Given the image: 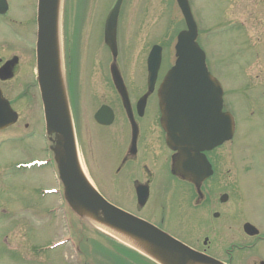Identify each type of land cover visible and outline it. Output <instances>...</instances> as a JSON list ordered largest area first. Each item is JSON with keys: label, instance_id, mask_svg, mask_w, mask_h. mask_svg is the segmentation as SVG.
<instances>
[{"label": "rangeland", "instance_id": "1", "mask_svg": "<svg viewBox=\"0 0 264 264\" xmlns=\"http://www.w3.org/2000/svg\"><path fill=\"white\" fill-rule=\"evenodd\" d=\"M68 1L70 5L68 6L67 3L66 13L72 20L68 33L69 50L72 54H75V56H78V52H80L79 57H77V69L75 68L78 71V85L76 88L80 89L82 93H84L83 90L93 89L96 86H98L99 89H104L105 85L103 83V78L106 76L108 56L103 46L102 33L105 17L114 0ZM159 2L160 0H124L122 5L117 30V45L119 52L118 65L124 80L129 84L131 89L135 87H144L145 69L143 58L145 52L148 50V45L152 43L150 37L152 36L155 40H163L166 33L165 25L168 26V31L171 30V26L173 27V34L182 28L180 13L175 2H173V0H161L162 10L160 14H158L156 8H160ZM228 2L229 0H191L198 17V25H200V28L203 30L201 35L209 31L221 35L219 34L223 31L221 25H225V23L229 21L233 23V25L238 27L242 26L243 28V33H238L237 31L230 33L233 44L237 45L240 43L239 34H242L244 39L245 35L243 34L246 32H248L256 43L253 30H258L264 35V0H232L230 5H228ZM19 3L20 5L16 13ZM148 4L151 6L153 4L155 5V8H152V10H156V16L148 7ZM11 5V17L21 24L28 25L26 30L27 41L29 37V28L32 34L31 40H33L35 23L32 20L29 24V20L30 14L34 11L35 0H17L12 2ZM221 10H224L226 13L222 17ZM154 17L157 18V21L154 22L160 24L157 26L155 32L152 31L154 26L152 21ZM2 36L5 37V33H2ZM164 40L166 42L168 41L166 39ZM226 40L224 34L219 37L211 35L210 37H206L205 40L202 39L200 43L209 56L210 72L220 80L226 89H230L241 82L240 74L235 68L243 69V71L247 70L245 69L246 66L240 65L238 62L229 63L230 61L226 58L227 51H221L217 55L214 54L215 48H225L224 45ZM256 45L259 46V44ZM261 57L264 60V55ZM243 59L246 62L251 61L249 55L243 56ZM15 81L12 82V84L20 89V81H26L23 82V84H25L29 80L25 73L22 72ZM246 82L250 83L248 80ZM31 83H33V80H31ZM18 89H15L16 91L11 94L7 93V95L14 99L13 96H18ZM239 96H242V94L240 93ZM83 97L84 96L78 95L74 100L77 102V98ZM23 105L24 102H18L16 104L22 117V127L25 122H28L26 118L30 117L33 119L34 115L33 113L31 114L30 111L25 112V110L22 109ZM232 106L234 108L232 112L235 114L236 120L238 121V135L231 146L229 169L231 170V167H235L237 170V178H243V186H240L237 198L232 201L230 205L232 211H235L236 214L230 216L227 214L223 216V223L230 221V231L224 233L219 227L218 232L211 235L212 243L211 246H209L210 252L218 257H222L223 249L227 248L232 243L238 242L237 244L241 245L251 241L249 239H244L239 229V224H237V222H239L241 217L242 219L250 220L260 229H264V116L261 115L259 103H256L251 98H236ZM149 108L153 112L155 106L151 104ZM151 111L149 115L152 114ZM79 119L80 125L84 127L83 133L84 139L86 140L88 139V125L84 126V123L85 121L87 122V116L80 115ZM33 127L37 130L31 131L26 144L22 145L19 142L2 144V165L4 167L0 166V170H4L2 173V184L6 186V190L2 191V195L11 194V197H8L5 203L7 208L17 215L20 214L25 204L30 203L34 210L38 208L39 212H44L46 208L62 203L57 197L53 198L48 196L46 199L42 200L35 196V200L31 201L32 194H35V188L37 190L40 188H43V190L48 189V187L52 186L54 183V176L50 175V172H43L41 177L39 170V176L32 179L31 175H35L32 174V172L38 169L27 171L14 169L16 165L24 163L22 161L27 159L44 158L43 150L46 148V143L41 126L39 127V123H36ZM114 147L115 142L110 141V150ZM87 159L89 162L87 166L93 167L95 161H92V159L90 160L89 154ZM3 163H9V165ZM163 172L164 170H161L159 173ZM92 178L98 181L94 173L92 174ZM29 182H31L34 187L29 185ZM99 184L114 198V195L111 194V190L104 182L103 184L99 182ZM10 185H15V187L10 190ZM243 187L246 189L251 187L250 192H243ZM231 193L233 198H235L236 189L234 187H232ZM131 202L132 201H122L121 204L126 207H132ZM167 206L169 209L166 210V213H171L170 222L173 224L174 222L178 223L180 226L187 224L189 230L200 238L210 233L204 225L190 221L191 211L189 207L188 209L182 207V209H178L176 212L177 204L173 206L172 202H170ZM55 214L57 217L53 215H48L49 217H47L44 215L43 218H34L27 214L23 215L25 216L24 220L26 224H24L27 225V230L30 228L34 232L36 230L37 235L34 237L29 235L32 241L43 244L63 234V229L60 228V225H62L60 220L61 209H58ZM186 218L187 220H185ZM17 224L18 222L14 224L15 228ZM172 231L177 234H182V228L176 231L172 229ZM190 237L192 238L191 235L186 238ZM40 240H42V242H40ZM12 244H14V242H12ZM50 253L51 252H45L46 256H49ZM63 256L64 252L61 251L58 255H54L48 260L51 264H64V261L65 264H72L68 253L65 254L64 259ZM97 258L101 261L99 264H112L105 255L98 254ZM261 261L264 262V245L258 244L251 251L237 255L234 264H259ZM94 262L98 264L96 260H94ZM7 263L25 264L21 259L18 260L16 257H14L11 262Z\"/></svg>", "mask_w": 264, "mask_h": 264}, {"label": "water", "instance_id": "2", "mask_svg": "<svg viewBox=\"0 0 264 264\" xmlns=\"http://www.w3.org/2000/svg\"><path fill=\"white\" fill-rule=\"evenodd\" d=\"M177 1L183 11L189 29L179 37V43L176 47L178 60L173 74L181 75L184 71H189L190 76L185 82L182 81L181 84L175 87L172 82L174 77L167 76L160 87L159 97L172 149H177L181 153L183 152L182 158L184 159V157H191L190 150L193 146L189 139V137H192L189 132L191 131L189 129V122L193 123L195 120L189 121L188 114H185L183 108L191 107L193 103H204L201 105H208L209 108L207 110L204 108V110H206L208 115H211V108L213 106L216 107L219 99H217L218 90L210 86L211 79L208 74H204L205 77L201 80L198 76L194 75L196 70H200L201 73L205 72L203 56L198 47L193 43L196 32L187 2L186 0ZM60 2L61 0H39L38 23L40 37L38 47L40 52L38 53L37 62L38 83L45 108L47 131L51 132L48 121L49 116L51 126L63 128L65 131V136L63 137L69 140L71 139V134L69 124H65L64 118L66 105L60 77L58 47H54L53 44V35L56 33V26L58 24ZM121 2L122 0L116 1L106 21L105 41L110 47H113L114 30ZM153 55L155 56H152L150 60L151 81L155 79L159 67V52L157 55ZM112 74L116 82L117 74L113 69ZM207 98L214 100L213 103L202 101V99L205 100ZM218 106L220 107V103ZM198 109L202 110L201 108ZM4 116L6 119L12 118L8 112L4 113ZM173 126L174 130H169ZM203 128L206 129L208 126L205 125ZM212 128H216V123L212 124ZM175 137V141L171 140ZM192 140L194 142L193 137ZM182 142L185 144V149L182 148ZM59 163L60 169L63 172L65 163L63 160H60ZM181 171L182 168H178V172L181 173ZM191 173L192 171H187L185 173L186 178L190 177ZM67 188L65 194L75 212L114 231L120 233L122 231L128 232L129 234L126 236L137 241L160 264H221L218 261L187 250L184 246L157 232L151 226L118 211L88 189L85 190L86 192L79 194L75 190L77 187L67 185ZM83 197H87L88 199L83 200ZM245 231L250 235L256 234V230L251 226H246Z\"/></svg>", "mask_w": 264, "mask_h": 264}, {"label": "flooded vegetation", "instance_id": "3", "mask_svg": "<svg viewBox=\"0 0 264 264\" xmlns=\"http://www.w3.org/2000/svg\"><path fill=\"white\" fill-rule=\"evenodd\" d=\"M2 5H0V9ZM10 20H7L6 16H2V12H0V90L2 92V57L7 58V53H12L10 49L7 48L6 44H2V29L7 27V23ZM21 49V46L19 47ZM17 57L22 58L23 55L19 52H16ZM6 61V60H5ZM20 71L23 68H28V62L25 64L23 60H18V65ZM15 68L14 76H16L17 70ZM12 78V79H13ZM11 80V79H10ZM118 97L114 95L113 98L108 99V103H101V105L105 104L110 107L113 113L114 121L113 124H116V120L124 119L125 125V110L118 103ZM120 100V99H119ZM121 102V101H120ZM147 107V105H146ZM132 114L134 113L135 121L137 124V134L135 140V154H131V133L122 140L121 145L113 151L111 157V163L106 164L105 166L97 165V170L102 174L103 180L106 181V185L110 186L111 194L114 195V198L119 201H132L133 194L130 191V188L133 187V191L135 192L141 186L148 189L149 192V200L153 197H158L159 200H162V197H165L167 194H172V188L170 184H168V178L166 177V164L168 157L163 144H162V135L158 133L155 129H152L154 123L148 122L144 116L145 113L141 117H137V114L134 106L131 107ZM123 116V117H122ZM119 131V129H118ZM2 134V130L0 131V135ZM164 138V137H163ZM99 152V151H97ZM94 154L91 156H97L98 159L103 162L105 157ZM229 157L228 149L225 144L220 146L217 149L212 150L208 154V159L211 164V169L214 174L210 179L202 182L199 186V190L197 188L187 186L191 193L187 195L185 198L182 197L181 194H177L178 202L176 207V212L178 209H188L191 210L190 213V221L193 223H200L207 228V231L210 232L207 235H204L202 239L199 236H196L189 230V226L187 224L184 226H180L178 223L171 221V213L164 211V205L161 203H157L158 209L151 212H145L141 214H145L148 219L147 221L153 223L158 228L163 231L171 234L175 238L180 241L186 243L191 247L200 248L201 245L204 246L202 250L206 251L207 247L211 246V235L217 233L219 227L222 230L225 229L227 231L229 229V221L225 222L222 226L215 227V221L220 220L218 224L223 223V216H226L230 212L226 207V202H220L219 193L223 191L226 193V184L223 180H226V175H229V169H226L227 161L226 158ZM157 165L165 169L163 173L160 172V168H156ZM220 171H222L220 175ZM223 177V178H220ZM170 179V177H169ZM223 179V180H222ZM179 181L178 179H175ZM171 183H175L173 179H170ZM126 188V189H125ZM131 194V196H130ZM2 199V194H0V200ZM148 203V202H147ZM142 207L141 209L145 208ZM160 215L158 212H160ZM201 211V214L199 212ZM224 211V212H223ZM205 220L210 221L211 226L205 225ZM182 228V234H177L175 231ZM191 235L192 238H186ZM200 238V239H199ZM7 243L4 242V249L6 248Z\"/></svg>", "mask_w": 264, "mask_h": 264}, {"label": "bare ground", "instance_id": "4", "mask_svg": "<svg viewBox=\"0 0 264 264\" xmlns=\"http://www.w3.org/2000/svg\"><path fill=\"white\" fill-rule=\"evenodd\" d=\"M70 4H69V1H68V6H69ZM116 124L117 125H120L121 124V121L118 119V120H116ZM0 148H2V145H1V147ZM122 224H124V223H122ZM122 233L126 236V235H128L129 233L128 232H123L122 231Z\"/></svg>", "mask_w": 264, "mask_h": 264}]
</instances>
